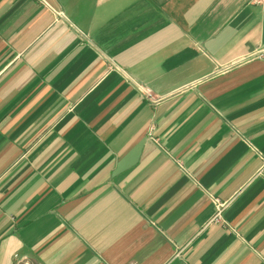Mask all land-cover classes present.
I'll return each instance as SVG.
<instances>
[{
    "label": "crops",
    "instance_id": "obj_1",
    "mask_svg": "<svg viewBox=\"0 0 264 264\" xmlns=\"http://www.w3.org/2000/svg\"><path fill=\"white\" fill-rule=\"evenodd\" d=\"M0 264H264V0H0Z\"/></svg>",
    "mask_w": 264,
    "mask_h": 264
},
{
    "label": "built area",
    "instance_id": "obj_2",
    "mask_svg": "<svg viewBox=\"0 0 264 264\" xmlns=\"http://www.w3.org/2000/svg\"><path fill=\"white\" fill-rule=\"evenodd\" d=\"M259 56H261V53H258ZM213 205L215 207V215L213 217L212 222L213 223H223V219H222V213L225 209V203H221L219 200L217 199H213Z\"/></svg>",
    "mask_w": 264,
    "mask_h": 264
}]
</instances>
